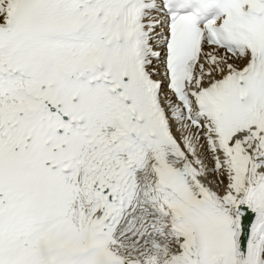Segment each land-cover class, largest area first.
Wrapping results in <instances>:
<instances>
[{"label":"snow or ice","instance_id":"obj_1","mask_svg":"<svg viewBox=\"0 0 264 264\" xmlns=\"http://www.w3.org/2000/svg\"><path fill=\"white\" fill-rule=\"evenodd\" d=\"M0 264H264V0H0Z\"/></svg>","mask_w":264,"mask_h":264}]
</instances>
